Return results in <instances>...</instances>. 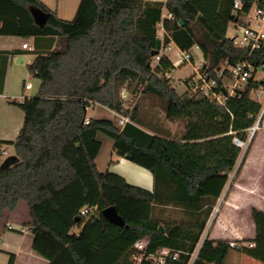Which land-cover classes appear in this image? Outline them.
<instances>
[{
	"label": "trees",
	"instance_id": "obj_1",
	"mask_svg": "<svg viewBox=\"0 0 264 264\" xmlns=\"http://www.w3.org/2000/svg\"><path fill=\"white\" fill-rule=\"evenodd\" d=\"M241 1L247 6L252 0ZM232 3L80 0L74 16L63 19L41 0H0V36L32 40L31 49L0 50V93L8 57L18 52L35 53L26 67L40 81L35 95L10 101L24 120L15 140H0L11 144L18 157L0 169V216L24 201L34 227L33 249L50 264H156L150 255L161 247L178 251L165 264L188 263L240 155L233 137L246 141L261 112V102L251 94L260 81L249 78L218 105L190 87L191 76L187 83L193 91L177 93L167 76L174 68L171 61L164 55L152 65L151 51L161 45L156 37L161 20L168 33L163 42L172 40L181 50L197 46L200 70L219 84L218 71L230 81V67L237 62L261 63L264 56H246L225 35ZM30 6L49 14L43 26L34 23ZM163 7L173 19L161 17ZM136 94L133 103L129 96ZM150 96L162 102L168 120H185L177 139L140 128L139 98ZM91 103L129 120L120 126L116 120L89 117L84 123ZM98 132L114 140L119 156L129 154L130 161L152 173L151 190L108 169L98 171ZM108 206L116 208L124 226L102 216ZM165 206L181 209L186 220L165 219L160 208ZM84 207H95L96 214H80ZM250 217L254 236L246 241L254 245L235 249L264 263V211L253 206ZM143 237L146 249L136 262L141 252L133 244ZM229 249L228 240L205 238L192 264H224Z\"/></svg>",
	"mask_w": 264,
	"mask_h": 264
},
{
	"label": "crops",
	"instance_id": "obj_2",
	"mask_svg": "<svg viewBox=\"0 0 264 264\" xmlns=\"http://www.w3.org/2000/svg\"><path fill=\"white\" fill-rule=\"evenodd\" d=\"M46 6L51 10H54L58 17L63 19H71L78 7L80 0H41ZM12 39H21L20 37L12 36ZM1 38V36H0ZM21 41V47H4L0 45V50L10 51L13 49L26 50L22 48V43L27 42L29 45L32 44L31 39ZM174 46L176 44L174 43ZM195 46V45H194ZM177 47V46H176ZM191 48V47H190ZM188 49V51L190 50ZM175 49V47H174ZM10 56L8 57L9 60ZM7 60V64H8ZM1 63V60H0ZM7 78V65H6V76L5 82L3 85L4 91ZM25 83L22 86L23 90L31 89L24 87ZM0 93V97L1 94ZM3 96V95H2ZM21 96H24L22 94ZM10 102L5 101V106H2L3 111H10V105L15 106L14 104H9ZM7 105V106H6ZM91 113H88V111ZM12 111V110H11ZM158 107L154 106L152 102L149 103V106H146V98L141 103L140 108L138 109V117L141 119L139 126L148 133L155 134L161 137L177 139L178 137L174 136L171 125L173 121H170L166 118L165 112L162 109L161 119L157 116ZM121 116H124L120 113H117L99 103H91L87 108V117L92 118H104L109 120H116L119 125V119ZM24 120V115L21 123H16L17 121L10 120L7 116L0 117V140L13 141L16 139ZM147 122V123H146ZM152 123L153 125H150ZM18 124V125H17ZM97 139L101 142V148L95 158V164L98 171L103 172L105 170H110L115 172L124 179L133 185L140 186L142 188L151 190L153 186V176L152 173L146 168L130 161L126 157L119 156L114 149V140L104 133L98 132ZM264 140V138H263ZM264 144V142L262 143ZM5 146L1 150L7 153V148L11 147L12 153L13 146L11 144H1ZM3 154V153H2ZM249 156V155H248ZM113 160L112 163L110 161ZM259 161V160H258ZM264 165V161H259ZM250 185L247 183L238 182L234 184L232 189L229 190L228 194L224 197L222 209H220L219 214L215 218L212 229L210 230V239L213 240H237L241 238V232L236 229L238 221V212L240 211L243 205L250 204L255 206L258 209L264 211V201L247 200V193L249 191ZM224 190V189H223ZM223 192V191H222ZM221 196V195H220ZM220 198V197H219ZM218 198V199H219ZM13 219L21 221L20 228L15 229L12 224ZM11 226V227H9ZM27 228L22 230V228ZM30 216L28 206L24 201H20L18 205L13 210L4 211L3 215L0 216V264H9L10 257L12 256L13 264H50L51 261L44 256L38 254L33 249L34 236L24 235L32 233L30 230ZM4 229L10 230V232H4ZM77 228H73L72 231H77ZM33 234V233H32ZM238 243V242H236ZM241 243V242H240ZM233 260L235 264H264L262 261L252 258L235 248H230L226 256V262L228 259ZM224 262V264L226 263Z\"/></svg>",
	"mask_w": 264,
	"mask_h": 264
},
{
	"label": "rangeland",
	"instance_id": "obj_3",
	"mask_svg": "<svg viewBox=\"0 0 264 264\" xmlns=\"http://www.w3.org/2000/svg\"><path fill=\"white\" fill-rule=\"evenodd\" d=\"M238 32L235 22L233 20L227 21V27L225 35L228 38L233 37ZM12 36H1L0 38V45L2 44L4 47H21V41L22 39H12ZM174 52L175 49L172 47L171 50L168 51V57L169 59H174ZM189 53L191 55V62L190 63H184L181 66L175 67L170 70L169 74L167 76L170 77L171 85L174 87L175 91L179 94H185L189 95L193 90L189 87L187 81L189 77L193 74L194 70L193 68L198 69L199 65L203 63L202 54L197 46H192L189 50ZM35 53L29 52V51H22L18 52L12 56H10L7 64V78H6V85L4 88L3 93L0 97V117L7 116L10 120L17 121L16 123H21L23 119V111L17 107L16 105H10L9 107L10 111L4 112L2 106H5V101L10 102L13 99H16L17 101H21L23 97H21L22 94L24 96L30 97L35 95L37 92L38 86H39V79L31 76L28 71L26 64L30 62ZM153 65V61H152ZM24 83H29L31 86V89L29 90H23L22 86ZM128 90V89H127ZM127 90L125 88L122 89V98L127 99ZM3 95V96H2ZM139 94H136L135 96H129V98L132 99V102L138 98ZM128 98V99H129ZM139 103L141 104L145 98H139ZM260 100H264V92L260 95ZM152 102L154 106L158 107V114L160 116H157L161 119L162 117V102L153 96L146 98V106H149V103ZM9 104H12L11 102ZM7 106V105H6ZM12 110V111H11ZM88 113H91L89 110ZM185 120H176L173 121V124L171 125L174 136L179 137L180 134L183 131ZM17 124V125H18ZM256 125V122L255 124ZM256 129L254 130V133L251 134L252 129L250 128L248 130V138L246 141L243 142V144L240 146L241 152L238 157L236 166L233 170V172L229 175V179L226 183V186L224 187L223 192L221 193L220 198L217 200L215 206L212 209L211 215L209 216L205 228L200 236L199 243L200 244L205 238L210 239V230L212 229L213 223L215 221V218L220 212V209H222L224 197L228 194L229 190L232 189L234 184L238 182L247 183L248 186L250 185L249 191L247 193V200H261L264 201V165L261 164L259 161H264V113L257 122ZM251 136V138H250ZM5 146L0 145V163L12 153L11 147L7 148V153L2 154L1 150L4 149ZM249 155V156H248ZM259 160V161H258ZM253 206L250 204L243 205L238 212V221L237 225L235 226L236 229H238L241 232V238L237 240L229 239L228 241H235V242H242L243 244H248L246 241L248 238H251L254 236V228L251 223L250 219V209ZM163 208V217L168 220H186V216L184 212L176 207L171 206H165L160 207ZM21 221H18L17 219H13L12 224L14 225L15 229L20 228ZM4 232H10V230L4 229ZM24 235H31L34 236L32 233L24 234ZM224 240V239H223ZM226 240V239H225ZM263 244V243H262ZM264 246V244H263ZM263 253V252H262ZM193 259V257H191ZM226 262V260H225ZM225 264H235L233 260L230 258Z\"/></svg>",
	"mask_w": 264,
	"mask_h": 264
},
{
	"label": "built area",
	"instance_id": "obj_4",
	"mask_svg": "<svg viewBox=\"0 0 264 264\" xmlns=\"http://www.w3.org/2000/svg\"><path fill=\"white\" fill-rule=\"evenodd\" d=\"M161 17H166L169 19L174 18L170 12L165 10L164 7L162 8ZM232 20L235 22L236 28L238 30V32L230 38L232 45L236 48L244 50L246 52V56H255V53H259V55L261 54V56H264V0H252L247 6H245L241 0H233ZM156 27V37L161 40V45L153 55L151 62L153 61V64H157L162 56H167L168 51L171 50L172 47H175V58L169 59L173 67L175 68L183 65L184 63H190L192 58L188 50H181L174 46V42L172 40H170L168 43L163 42L164 37L168 36V33L164 29L161 20L157 23ZM22 48L31 49V45H29L27 42H23ZM203 66V63H201L198 69L193 68L194 72L189 79L190 87L193 90L200 92L209 101L218 105H223L227 96L234 94L237 89H242L249 78L260 81V86L251 91L252 96L262 104L261 112L256 120L257 125V122H259L264 113H262V110L264 109V100H260V95L264 92V59L259 64H257L256 60L251 62L248 59L237 62L230 67V81H226L222 77L220 71H218L217 75L221 78L220 84L218 83L217 78L211 77L206 72H202L200 70V68ZM24 87L29 88L30 84L25 83ZM128 120L129 118L127 115L121 116L119 119V125L123 126ZM87 122L88 118L84 120V123ZM233 142L239 147L243 144V141H240L236 137H233ZM2 153L5 154V151H2ZM80 214L94 215L96 214V208L84 207L80 210ZM26 229V227L22 228V230ZM198 243L187 264L193 263L196 253L202 242L200 244ZM146 245V237L140 238L134 242L133 248L141 252L138 256L134 257L136 262L140 261L146 249ZM240 245L253 246L254 243L243 244L242 242L236 243L235 241H229L230 248H236ZM150 257L156 264H165L167 258L176 259L178 257V251L161 247L151 254ZM191 257H193V259H191Z\"/></svg>",
	"mask_w": 264,
	"mask_h": 264
},
{
	"label": "water",
	"instance_id": "obj_5",
	"mask_svg": "<svg viewBox=\"0 0 264 264\" xmlns=\"http://www.w3.org/2000/svg\"><path fill=\"white\" fill-rule=\"evenodd\" d=\"M29 12L33 18V21L35 24H37L38 26H43L44 23L46 22L49 14L44 12L43 10H41L38 7H34V6H30L29 7ZM156 53V50H152L151 51V55H154ZM149 65V63H148ZM264 112V109L262 110V113ZM256 125H253L252 128H256ZM251 138V136H250ZM126 158L130 159L131 156L129 154L125 155ZM18 160V157L15 154H10L8 155L1 163H0V169L3 168H7L8 166H11L12 164H14L16 161ZM102 216L107 219L108 221L119 225V226H124L125 222L123 220V218L118 214L116 208L114 206H108L106 208H104L101 211ZM251 219V217H250ZM251 223L253 225L254 228V224L253 221L251 219ZM160 230L162 231L163 228L162 226L159 227ZM31 232L34 231V227H30Z\"/></svg>",
	"mask_w": 264,
	"mask_h": 264
},
{
	"label": "bare ground",
	"instance_id": "obj_6",
	"mask_svg": "<svg viewBox=\"0 0 264 264\" xmlns=\"http://www.w3.org/2000/svg\"><path fill=\"white\" fill-rule=\"evenodd\" d=\"M252 129V132H251V134H253L254 133V130L256 129V128H251Z\"/></svg>",
	"mask_w": 264,
	"mask_h": 264
}]
</instances>
